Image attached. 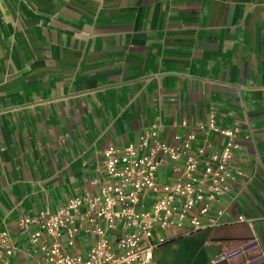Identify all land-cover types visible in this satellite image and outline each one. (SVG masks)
<instances>
[{"label": "crops", "instance_id": "crops-1", "mask_svg": "<svg viewBox=\"0 0 264 264\" xmlns=\"http://www.w3.org/2000/svg\"><path fill=\"white\" fill-rule=\"evenodd\" d=\"M211 117L241 141L240 176L211 205L222 225L164 232L156 264H228L254 235L264 248V0H0V233L12 263L40 264L18 218L97 193L108 147L153 128L170 145L193 133L190 155L209 158L225 142ZM172 166L158 182L175 180Z\"/></svg>", "mask_w": 264, "mask_h": 264}, {"label": "built area", "instance_id": "built-area-1", "mask_svg": "<svg viewBox=\"0 0 264 264\" xmlns=\"http://www.w3.org/2000/svg\"><path fill=\"white\" fill-rule=\"evenodd\" d=\"M204 127L196 123L197 129ZM208 130L225 139L221 153L209 158L198 159L204 155L202 147L195 149L197 157L190 155L193 133L175 136L178 143L170 145L153 128L143 133L137 145L108 147L97 193L68 198L54 211L18 218L26 252L38 257L40 264H156L154 250L166 243V229L188 236L221 226L219 219L225 212H213L211 205L240 176L231 164L241 141L236 127L219 129L212 117ZM168 163L173 165L175 180L160 183L158 169ZM236 221L252 228L251 221L242 217ZM81 238L88 244L84 252L77 250ZM16 251L7 232H1L0 264H13ZM224 258L228 264H264V248L254 235Z\"/></svg>", "mask_w": 264, "mask_h": 264}, {"label": "rangeland", "instance_id": "rangeland-1", "mask_svg": "<svg viewBox=\"0 0 264 264\" xmlns=\"http://www.w3.org/2000/svg\"><path fill=\"white\" fill-rule=\"evenodd\" d=\"M171 230H172V229L169 228V229H166L165 232H171ZM241 247H242V246H241ZM241 247H240V248H241ZM236 248H239V247H235L234 249H236Z\"/></svg>", "mask_w": 264, "mask_h": 264}]
</instances>
